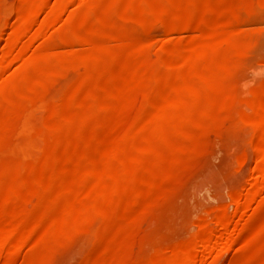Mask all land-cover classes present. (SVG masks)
<instances>
[{
    "label": "rangeland",
    "instance_id": "rangeland-1",
    "mask_svg": "<svg viewBox=\"0 0 264 264\" xmlns=\"http://www.w3.org/2000/svg\"><path fill=\"white\" fill-rule=\"evenodd\" d=\"M47 1L50 5L47 3V7L37 14L34 23L29 25L33 31L28 27L21 42L34 35L30 32H38L40 28L37 26L44 22L43 14L47 17L49 12L57 9L54 0ZM77 1L88 0H73L63 11L57 9L52 13L54 20L45 18L44 29L40 30L35 41L32 40L30 50H24L26 53L22 50L26 57L22 51L20 55L15 53L16 46L20 51L19 44L12 49L7 47L8 44L0 46V53L15 55L14 61L13 58L12 62L8 61L11 62L9 65L4 59L6 70L0 76V100L4 96V102L0 104V182L16 185L21 177L38 173L47 165H68L80 158L95 165L83 164L76 169L83 177L81 184L74 188L77 196L52 222H41L34 229L32 239L8 261L3 253L10 241H0V264H171L161 258V251L190 243L201 222H209L214 230L218 227L216 218H230L236 222L239 206L257 174L260 157L255 134L260 117L247 107L246 101L264 94V3L259 0L196 1L189 12L195 16H207L210 22L213 21L209 25L213 26L212 29L206 26L198 31L182 30L170 34L158 26L152 34L142 35L144 31L140 25L110 16L106 19V29L119 30L125 38L141 34L143 43L123 45L105 39L99 43L100 52L87 57L72 53L82 51L89 41V32L98 24L75 19L65 21L68 12L76 9ZM93 1L94 6L104 2L122 5L150 3L157 13L173 1L180 3L179 0ZM21 2L0 0V37H4L0 38V44L14 36L12 27L16 31L19 28L16 14ZM221 8H238L237 11L246 12L245 17L251 19L238 33L229 37L225 28L232 22V16L210 15ZM178 9L183 8L178 5ZM77 34L83 36L84 43L81 44L84 46L79 44L73 49L57 47L47 55L40 52L42 46L50 44V36L55 39L60 35ZM213 39L220 42L210 45ZM188 43L194 50L186 48ZM243 47L245 50L249 48L245 54V50L240 51ZM17 55L20 60L21 57L27 59L24 62L16 60ZM56 58L59 61L51 70L54 73L52 78H48L46 69H34L37 63L52 65ZM117 59H127L134 65L139 63L144 71L127 76L116 84L114 71H100ZM176 64H182L183 68L179 65V70L189 75H186L185 83L198 87L202 95L220 90L222 96L233 97L232 104L228 107L218 104L214 108L171 109L157 114L156 124L148 132L154 139L169 133L173 144L135 155L127 147L143 122L136 113L154 99L157 89L154 79L158 73ZM217 67L225 70L222 79L207 78L206 72ZM193 70L203 74V78L191 77ZM28 71L35 80L25 76ZM168 96H172V92L169 91ZM29 100L37 101L34 109L21 113L14 108ZM216 109L221 113L218 118L214 117ZM19 126L21 133L17 131ZM13 135L17 136L14 138ZM97 143L102 146L98 148ZM66 144L71 145H67L71 151ZM61 148L66 154L61 155ZM88 154L92 157L88 158ZM130 161H133L132 167L125 168ZM164 164L171 167V172L158 177L156 168ZM68 172L73 174L71 169ZM144 186L141 195L134 194L135 188ZM47 188L43 184L37 189L17 186L4 189L0 208L21 213L27 208L26 203L31 207ZM261 193L253 208L247 209L243 230L230 231L231 237L237 236L230 248L223 250L217 259L207 257L200 264H242L247 256L252 257L251 264H264V183ZM115 203L121 204L123 217L108 216L106 211ZM256 205L261 207L259 212ZM254 234L261 235L260 244H249ZM203 248L199 245L198 253H203Z\"/></svg>",
    "mask_w": 264,
    "mask_h": 264
},
{
    "label": "bare ground",
    "instance_id": "bare-ground-1",
    "mask_svg": "<svg viewBox=\"0 0 264 264\" xmlns=\"http://www.w3.org/2000/svg\"><path fill=\"white\" fill-rule=\"evenodd\" d=\"M21 1L22 2L20 4V8L18 9L17 14H16L17 19L19 20V28L16 31V30H13V27H12V31L15 32L14 36H13V34H11L12 33L11 32L10 34L13 37L11 39L9 38V41L7 39L4 40L5 43H3V41H2V43L0 44L1 48L3 47L2 46L3 44H6V45L8 44L7 47L10 46V49H12L11 47H14L17 44H19L20 45V47H19L20 51H18L17 46H16V51H15V53L19 52L18 53L19 55H20V52L22 50L23 51L24 50H30L29 46H30V44L33 43L32 40L37 39L35 37H38V35H40V32L44 29V28L42 29V26H44L45 21L46 20H48V21L54 20V18L52 17L54 12H56L58 10L63 11L68 4L73 2V0H54L56 8L58 10L54 9L55 11L53 10V12H52L53 14L51 12H49L48 15L46 14L47 17L45 16V14H43V16L41 18L44 19V22L42 24L40 21H38L42 25V26H37L38 29L40 28L38 30V32L36 33V30H35V32H30V35H31V33H34V35H32L31 38H25V39H29L28 41L21 42L22 36L24 37L25 32H27L29 29L28 27H31L29 25L30 24L32 25V22L37 17V14L39 12H41V10H43L44 7H47V3H48L47 0H21ZM196 1H204V0H179L180 3H178V1H173L172 3L167 5L160 13H157L155 11V8H153L150 3L144 4L142 2H139L136 5H129L126 3L122 5V4H112V2L111 3L110 2L109 3L104 2L98 6H94L95 4H94L93 0L80 1L79 3L77 1L76 9L74 11L71 10V12H68V14L66 16L67 19L65 18L66 19L65 21L70 20V19H75V20H77L79 22H83V23H85V22H87V23L88 22H96L98 24V26L95 28L92 27L93 29L89 32L90 33L89 41H87V44L84 48L82 47L83 48V49H81L82 51L80 53H77L78 51L73 52L72 55H75V56L83 55V56H87V57L88 56H95L100 52V47H99L100 41L105 40V39L110 40V41H114L116 43L123 44V45L127 44V45H133L134 46V45H138L140 43H143V42H141V40L144 37H142L141 34L132 35V36L130 35L129 38L128 37L125 38V35L123 33H121L119 30H113L112 31V30L106 29V27H105L106 19L110 16H116L117 18L120 19V21L125 22V23L133 22V23L140 25L144 31V33H142V35L152 34L153 33L152 31L156 27L158 28V26L161 27L163 29V31L168 33V34L175 32V31H182V30L183 31H193V30L198 31L201 28L203 29V27H206V26L209 27V25H212L213 21L210 22L209 19L207 18V16H205V17H204V15L195 16L189 12V9H190L192 3L196 2ZM259 2L264 3V0H259ZM51 3L53 5L54 2H51ZM49 5H50V1L48 3V6ZM178 5H181L183 9H178ZM51 6H50V8H51ZM226 8L218 9L217 11H215V13L210 14V15H212V16L216 15L218 17V16H225V14H228V15L232 16V22L230 20L231 23L229 25H227L228 26L227 28H225V29H227V35L230 37V34H233L236 32L238 33L239 30H241L243 27H245L247 25L246 24L247 21L249 19H251V17L246 18L245 17L246 12L245 13L243 12L244 13V15H243V13L237 11L238 8L236 10H235V8L234 9L231 8V10L226 9ZM48 10H49V8H48ZM45 13H46V11H45ZM45 18H47V19L45 20ZM212 19H214V17ZM35 22H37V21H35ZM51 22H53V21H51ZM16 23L18 24V22H16ZM228 23H229V21H228ZM249 23H248V25H249ZM214 25H215V23H214ZM16 26H18V25H16ZM16 26H15V29H16ZM222 26L224 27L223 24H222ZM208 27H207V29H208ZM211 27H213V26H211ZM211 27H209V28L212 29ZM219 28H221V27H219ZM31 30H32V27H31ZM45 31L46 30H44V32ZM137 33H139V32H137ZM30 35H28V37H30ZM50 35H51V33H50ZM44 36H45V34H44ZM41 37H42V34H41ZM41 37H39V38H41ZM47 37H49V36L46 35V38ZM148 37H150V36H148ZM223 37H225V36H223ZM0 38L4 39V37H0ZM50 38H51V41L49 42L50 44L46 45L45 47L42 46L43 48L40 51L43 53L46 52V53H44V55H47V53L51 52L52 50H54L57 47L58 48L59 47H69V48L73 49L75 46L77 47L79 44H80V47H81V45L82 46L85 45V44L84 45L81 44V42H83L84 38L80 34L72 35V36L71 35H60L58 38L55 37V39L50 36ZM216 38H218V36ZM220 38H221V36H220ZM20 39H21V41H20ZM43 39H44V37H43ZM227 39H228V37H227ZM1 40L2 39H0V41ZM218 40L219 39H213L210 42V45L215 44ZM219 42H220V40H219ZM196 43H198V42H196ZM204 44H206V42ZM249 46H251V44ZM191 47H192L191 43H188L186 45L187 49L188 48L190 49ZM244 47H243V49H240V51L245 50ZM31 48H33V47H31ZM3 49H5V48H3ZM248 49L243 51V53L245 54ZM7 50L10 51L9 48ZM7 50H5V51H7ZM33 50H35V49H33ZM191 50H194V49L191 48ZM237 50H239V48ZM23 51H22V53L25 52V51L24 52ZM31 51H32V49H31ZM184 51H186V50H184ZM22 53H21V55H22ZM25 53H24V55H25ZM233 53H234V51H233ZM0 54L2 56V57H0L1 58L0 59V76H2V72H4L6 70V69L4 70V65H5L4 59H5V62L8 63L7 65H9L12 61H14L15 55L10 54L11 55L10 56L8 53H7L8 55L7 54L4 55V53H2V51ZM26 56H27V54L24 57H26ZM29 56L31 57V55H29ZM233 56H236V55H233ZM17 57H19V56L17 55ZM17 57H16V60L17 59L20 60V57L19 58H17ZM24 57L23 58L21 57L20 61L24 62L27 59L26 58L24 60ZM243 57H241V58H243ZM12 58H13V60H12ZM225 59H226V57H225ZM225 59H224V61H225ZM55 60L56 61L52 65L51 64L48 65L45 63H40V64L37 63V64H35L34 69L35 68L36 69H38V68L46 69L48 78H52L54 73H51V70L55 67L56 63H58L59 59L56 58ZM228 60H229V58H228ZM8 61H11V62L9 63ZM28 61H30L29 58H28ZM28 61H26V63ZM42 61H44V60H42ZM231 62H232V60H231ZM138 64L134 65L132 62L128 61L127 59L126 60L125 59L124 60L117 59L114 62H112L111 64L109 63L108 65H105L101 69L100 72L101 73H107V72L114 71V73H113L114 77H115L114 82H116V84H119V82H121L122 80H125V78L127 76L136 75V74L138 75V73L142 74V72L144 71L142 68L143 66L142 67L138 66ZM141 65H142V63H141ZM179 65H182V64H178V65L176 64V65L168 66V67H166L167 69L164 68L165 69L164 72L160 71V74L158 73V75L154 79L155 83L157 84V89L154 93L155 94L154 99L152 101H149L148 103H146L143 106V108L138 113H136V115L142 117L143 122L141 124V129L131 139V141L127 147L135 155H138L140 152L150 153V152L156 150V148H158V147L173 144L170 137L168 136L169 133L162 135L159 139H154L152 137V135L148 132V130L151 129L156 124V115L157 114L162 113L165 110H171V109L213 107L214 105H218V104L221 105L220 107H223L224 105H227V107H228V104H232L231 102L233 101V99H232L233 97L231 98L228 96L227 97L222 96L220 90H213V91H210L209 93H203V95H202L201 90L198 87L192 86L191 84H187V82L185 83V77H187L186 75H188V74L185 75V73L183 71H181V69L179 70V68H181V66L179 67ZM214 66L216 67V65H214ZM145 68H146V66H145ZM182 68H183V65H182ZM190 68L192 69V67H190ZM227 68H228V66H227ZM123 69H125V70L130 69V71L128 70V72H122ZM224 71L225 70L223 69V67H217L214 69H209V71L206 72V74H207L206 77L211 79V80L218 81V80L222 79ZM27 73H29V71L25 73V76L28 77V79L35 80L33 78V76H31V72L29 74H27ZM202 75L203 74H201L200 72L195 70L194 72H192L191 77L203 78ZM188 77H189V75H188ZM3 78H4V76H3ZM186 81H187V79H186ZM169 91L172 92V96H170V97L168 96ZM260 93L261 92H259V94ZM239 96H235V97H239ZM1 102H4V96L1 98L0 104H1ZM36 102L37 101H35V100H29L27 102H22L21 104L17 105L14 108L17 109V111L24 113V112L30 111L31 109H34L37 105ZM236 102L239 103L238 99L236 100ZM240 105H241V103H240ZM246 105L253 113H256L260 117V119H259V121H257V125H256L258 131L255 134L257 137V144H256L257 148L256 149L259 153L258 157H260L258 159V163L260 160V163H259L260 165H259L258 170L256 172L257 174L255 173L256 176H255L254 182L251 185L252 187H250V189H249L250 191L248 190L249 192L246 194L244 201L239 206L238 219L236 220V222H232V220L230 218H224V219L223 218H216L215 223L218 224V227L215 230L210 227L209 222H207V221L201 222L200 227H199V231L197 233L195 232V235H194L192 241H190V243L186 244L184 247H181V248H174L172 246L173 247L172 249L168 250L165 248L167 251H165V249L163 250L164 252L161 251V258L169 261V263H171V264H200L202 262V260L204 258H207V257H209L212 260L217 259V257L223 252V250L230 248V246L234 243L233 241H236L234 238H236L237 236L231 237V235L229 234L230 231L232 229L237 230V231L243 230V225H244L243 222L246 220L245 218L248 215L247 209L253 208V206L255 205V203L257 201L258 196L262 194L261 193V186L264 183V117L262 116V114L264 113V94L258 95V96L257 95L253 96L248 101H246ZM73 107H74V105H73ZM67 112L69 113L70 111H67ZM60 113H62L61 110H60ZM219 113H220V111L218 109H216V114L214 115V117L218 118ZM54 115H56V114H54ZM20 129H21V127L19 129H17V131L19 130V132L21 133L22 131H20ZM23 132H24V130H23ZM15 133H16V131H15ZM78 134H80V133H77V137L78 136L80 137V135H78ZM252 134H254V130H252ZM17 135H13L14 138ZM74 137H76V135ZM252 137H253V135H252ZM82 139L85 140L84 136H82ZM68 141H69V139H68ZM86 141H87V139H86ZM83 142H81V143L84 144L85 142L84 143ZM72 143H73V141H72ZM76 143H77V140H76ZM81 143L79 142V144H81ZM87 144H86V146H90V143H87ZM98 144L99 143H97V145ZM67 145H69V146H71V145L66 144L67 149H69V146H67ZM74 145L77 146L78 144L77 145L74 144ZM100 145L101 144H99L98 148H100L102 146V145L101 146ZM254 146H255V144H254ZM94 149H90V150L94 151ZM60 151H62V148L60 149ZM101 151H102V149H101ZM63 152L64 151L61 152V155ZM64 154H66V153L64 152ZM101 154L102 153L99 152V155H101ZM56 156H57V154H55V157ZM88 156H89V154L87 155V157ZM89 157H92V156H89ZM80 159L81 160L77 159L79 161H77L75 163L68 164V162H67L68 165H61L58 167L47 165L43 170H41L38 173L32 172L29 175L21 177L20 180L18 181V183L16 182L17 183L16 185L4 184V182H0V202L4 201L2 198V195L4 193V189H9V188H12L14 186L20 187L22 189L29 188V187L37 189V188L41 187L43 184L48 186L47 190L38 197L36 203L33 204L31 207H28L29 205L26 203L27 208L26 209L23 208L24 210L21 213H18L16 211L10 212L11 210L5 211L6 209L4 210V209L0 208V241L1 242L8 241V240L10 241L9 246L6 247L5 252L3 253V255H6V258H5L6 261H8L9 257L12 258L13 255L19 249H21L24 245H26L32 239L33 234H34V229L41 222H44V224L52 222L57 217V214L64 210V208L67 206V204L70 202V200H72L73 198H75L77 196V193L74 192V188H76V186H78L79 183L81 184L82 175L79 172H77L76 169L78 170L79 167L83 164L89 163L90 167L93 166V164H94V163L92 164V162L90 163V161L86 158L85 159L80 158ZM132 165H133V161H130L128 164L125 165V168H131ZM86 168H88V166ZM69 169L72 170L73 174H70V172H68ZM83 169H84V167H83ZM156 169H157L156 175L158 177H164L171 172V167L169 165H166V164L160 165ZM256 169H257V167H256ZM151 170L153 171V169H151ZM152 171L150 172L151 174L153 173ZM82 179H83V177H82ZM148 183H150V182H148ZM145 186L142 188H135L134 194H136L137 196L141 195L144 191ZM255 208L258 212L261 210L260 209L261 207H259V205H256ZM16 210H18V209H16ZM13 212L18 213V214L17 215L15 213L12 214ZM106 212H108L109 217H113V218H118V217L124 216L123 215L124 212L121 209L120 203L113 204L108 209V211H106ZM261 241H262L261 235L254 234L250 237L249 244L257 245V244H260ZM199 245H202L204 247L203 253H201V254L198 253ZM95 258L97 259V257H95ZM251 262H252V257L247 256L243 260L242 264H251ZM228 264H232V263L228 262ZM257 264H261V263H257Z\"/></svg>",
    "mask_w": 264,
    "mask_h": 264
}]
</instances>
